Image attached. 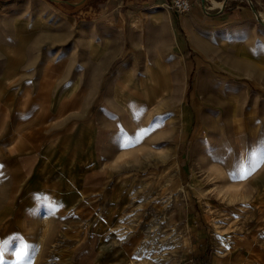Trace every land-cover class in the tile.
Returning a JSON list of instances; mask_svg holds the SVG:
<instances>
[{
    "label": "crops",
    "instance_id": "obj_1",
    "mask_svg": "<svg viewBox=\"0 0 264 264\" xmlns=\"http://www.w3.org/2000/svg\"><path fill=\"white\" fill-rule=\"evenodd\" d=\"M219 1L223 7L213 6ZM189 2L188 12L177 13L170 0H98L81 7L95 13L73 17L49 0H0V105L19 119L9 128L6 152L31 156L38 149L25 137L46 138L39 166L0 160V244L10 242L0 264H16L21 244L27 246L22 264H35L28 261L32 249L50 248L56 233L54 257L45 264H264V163L246 179L230 175L238 164L247 168L264 141L255 138V114H242L236 135L230 126L209 140L220 145L219 156L205 144V179L222 186L221 196H241L247 209V221L233 232L222 212L198 200L100 192L106 170L141 166L115 157L145 153L154 133L122 145L149 131L146 109L164 103L165 90L187 87L192 72L233 73L255 85L264 26L254 11L264 21V0ZM207 79L196 87L228 82ZM68 104L82 113H68ZM100 104V112L87 116ZM41 233L43 241L36 239Z\"/></svg>",
    "mask_w": 264,
    "mask_h": 264
},
{
    "label": "rangeland",
    "instance_id": "obj_2",
    "mask_svg": "<svg viewBox=\"0 0 264 264\" xmlns=\"http://www.w3.org/2000/svg\"><path fill=\"white\" fill-rule=\"evenodd\" d=\"M95 2L90 0L86 6L93 8ZM52 5L54 10L73 17L76 15L88 17L95 13L89 8L84 10L63 4ZM219 5L214 2L213 6ZM198 75L197 72H192L187 87L183 89L174 86L171 90H165L164 103L148 106L146 111L151 115L148 117L149 137L152 133L154 134L148 140V146L144 149L145 153L136 151L129 155L130 157L121 153L115 157L117 163L131 159L133 165L138 163L141 166L106 170L107 174L101 175L103 184L99 188L100 192L105 194L104 196H123V194L124 196L125 194L126 196H181L188 201L198 200L201 208L209 205L218 212H222L221 214L225 215L224 223L229 231L233 232L237 226L247 221V215L244 213L247 209L244 208L241 196L238 198L237 196H221L222 186L212 184L213 181L209 180L210 176L205 179L203 168L205 144H207L209 155L219 156L220 145L217 142L210 144L209 140H219L221 131L226 133L230 126L236 135L237 129L241 130L243 127L242 114L248 112L255 114V122L251 121L255 124V138L259 137L261 140L264 137V49L261 50V55L255 56V85L250 78L215 71L204 76L208 77L207 80L216 83L220 79L227 78L226 86L223 83L222 88L202 89L196 85L205 77L198 78ZM9 107L0 105V146L2 147L0 160L18 159L29 161L28 166L33 164V166H39L43 160L42 147L46 138L42 140V136L37 133L32 132L25 137L26 143L38 149L32 152L31 156L26 153L6 152L10 145L6 142L11 139L9 128L17 126L19 122L17 116L10 115ZM68 107V113L73 116L79 111L82 113V109L77 110L73 104H68ZM104 107V104L93 106L87 110V116L100 112ZM189 120L192 122L190 129L188 128ZM106 125H108L107 122L102 127L105 126V130H108ZM223 187L226 188V186ZM19 196H22V193ZM210 196L213 199L212 202L209 200ZM227 205L231 206L229 210ZM218 220L220 222V218ZM180 234L182 247L185 242L182 226ZM37 237L36 239L40 241L44 240L43 233L38 234ZM51 239L53 243L51 242L50 248L32 249L28 256L30 263H33L32 259H35V264H45L43 261L46 262L50 257H54V245H57L55 243L60 240V234H52Z\"/></svg>",
    "mask_w": 264,
    "mask_h": 264
},
{
    "label": "snow or ice",
    "instance_id": "obj_3",
    "mask_svg": "<svg viewBox=\"0 0 264 264\" xmlns=\"http://www.w3.org/2000/svg\"><path fill=\"white\" fill-rule=\"evenodd\" d=\"M148 130L147 129H141L139 132L136 133L135 139H127L125 138L124 143L122 147H128L132 144H135L139 142L146 134ZM259 148L254 149L253 152L250 154L249 160H248V167L245 168L243 163L237 165L238 171H234L230 173L231 177L233 179H246L248 178L252 172L257 170L259 164L264 163V141L259 142ZM258 154V159H257ZM10 243L9 241H4L2 244H0V257H2L4 247ZM26 249L27 246L24 244L20 245V250L15 253L16 255V264H22L24 256L26 255Z\"/></svg>",
    "mask_w": 264,
    "mask_h": 264
},
{
    "label": "water",
    "instance_id": "obj_4",
    "mask_svg": "<svg viewBox=\"0 0 264 264\" xmlns=\"http://www.w3.org/2000/svg\"><path fill=\"white\" fill-rule=\"evenodd\" d=\"M52 4H55V5H60V4H63V5H66V6H69V7H74V9H78V8H81L84 4L87 3L88 0H80L81 1V4L79 6H73L70 1L72 0H49ZM204 1V0H202ZM224 5V1H221L220 2V8L223 7ZM254 11V10H253ZM255 13V18L256 20L262 24L264 26V21L260 18V16L256 13V11H254Z\"/></svg>",
    "mask_w": 264,
    "mask_h": 264
},
{
    "label": "built area",
    "instance_id": "obj_5",
    "mask_svg": "<svg viewBox=\"0 0 264 264\" xmlns=\"http://www.w3.org/2000/svg\"><path fill=\"white\" fill-rule=\"evenodd\" d=\"M170 6L177 13H186L190 10L191 5L189 0H170Z\"/></svg>",
    "mask_w": 264,
    "mask_h": 264
},
{
    "label": "bare ground",
    "instance_id": "obj_6",
    "mask_svg": "<svg viewBox=\"0 0 264 264\" xmlns=\"http://www.w3.org/2000/svg\"><path fill=\"white\" fill-rule=\"evenodd\" d=\"M7 74V73H6ZM173 89V87L169 88V90ZM139 106V105H138ZM218 178V177H217Z\"/></svg>",
    "mask_w": 264,
    "mask_h": 264
}]
</instances>
